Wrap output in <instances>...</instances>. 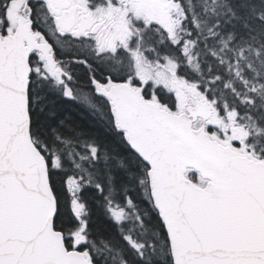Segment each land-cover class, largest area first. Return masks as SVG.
Wrapping results in <instances>:
<instances>
[{
    "label": "snow or ice",
    "instance_id": "6c2138e0",
    "mask_svg": "<svg viewBox=\"0 0 264 264\" xmlns=\"http://www.w3.org/2000/svg\"><path fill=\"white\" fill-rule=\"evenodd\" d=\"M0 264H264V0H0Z\"/></svg>",
    "mask_w": 264,
    "mask_h": 264
},
{
    "label": "trees",
    "instance_id": "16d2710c",
    "mask_svg": "<svg viewBox=\"0 0 264 264\" xmlns=\"http://www.w3.org/2000/svg\"><path fill=\"white\" fill-rule=\"evenodd\" d=\"M63 107L67 110L68 113L72 115L73 119H76L77 121H79L80 119H84L83 114L81 113L80 109L76 105L72 104L71 102L67 103ZM86 195L90 201L94 197V194L91 191L88 192ZM93 219H94L95 226L98 230H102V231L109 230L108 226L104 222L103 215L98 208H94Z\"/></svg>",
    "mask_w": 264,
    "mask_h": 264
}]
</instances>
